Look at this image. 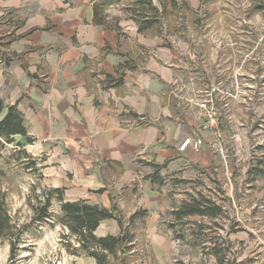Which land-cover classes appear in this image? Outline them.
I'll use <instances>...</instances> for the list:
<instances>
[{"label":"crops","instance_id":"obj_1","mask_svg":"<svg viewBox=\"0 0 264 264\" xmlns=\"http://www.w3.org/2000/svg\"><path fill=\"white\" fill-rule=\"evenodd\" d=\"M98 1L106 0H0V98L5 106L16 105L32 138L28 145L42 152L45 186L62 188L65 201L116 205L135 238H150L155 256L159 246L165 255L175 220L150 164H164L161 176L192 164L206 166L221 136L181 115L172 88L179 85V56L171 47L160 35L139 32L126 16L108 17L106 9L105 23H94ZM187 136L201 137L200 151L179 150ZM210 201L222 210L203 215L213 232L224 214L219 225L225 246H247L253 264H264V204L249 203L233 222V198ZM140 209L143 216L128 226L129 216ZM118 233L114 218L94 230L96 236ZM130 243L129 251L135 242ZM71 264L97 262L80 251Z\"/></svg>","mask_w":264,"mask_h":264},{"label":"rangeland","instance_id":"obj_2","mask_svg":"<svg viewBox=\"0 0 264 264\" xmlns=\"http://www.w3.org/2000/svg\"><path fill=\"white\" fill-rule=\"evenodd\" d=\"M153 1L159 15L153 16L157 23L146 33L155 35L158 30L164 44L179 56V85L172 88L181 103V115L200 124L202 104L208 102L218 116L221 133L208 165L190 164L191 168L169 171L162 175V183L155 178V184L170 213L191 197L233 198L235 222L249 203L260 200L264 204V0H174V8L172 0ZM105 2L110 18L118 14L130 18L140 8L139 0ZM13 138L12 142L0 138V184L8 212L21 233L19 241L0 238V264H71L78 241L58 221V200L51 199L50 218L34 219L32 205L40 206L37 198L50 189L42 180L43 154L30 142ZM252 169L262 172L255 174ZM141 171L150 173L147 168ZM219 223L214 233L208 217L184 216L173 224L169 253L162 255L159 246L160 254L155 256L150 238L137 234L134 248L121 258L125 264H253L249 247L233 244L227 248L223 242L219 248L225 256L220 262V254H214L211 246L215 238L224 239ZM117 255L111 257L112 264H121Z\"/></svg>","mask_w":264,"mask_h":264},{"label":"trees","instance_id":"obj_3","mask_svg":"<svg viewBox=\"0 0 264 264\" xmlns=\"http://www.w3.org/2000/svg\"><path fill=\"white\" fill-rule=\"evenodd\" d=\"M171 8L175 7V1L169 2ZM107 3L105 1H98L93 5V21L96 24L105 23L104 9ZM140 8L133 10L130 14L136 24L139 32H144L154 27L157 23L153 19V16L159 15L158 6L153 0H139ZM156 34L159 35L158 30ZM110 80V77L108 81ZM6 108L7 112L3 117H0V138L6 142H12L14 140L13 135L20 134L26 136L27 142H32V138L27 137V130L23 125V119L21 112L17 109L16 105H4L3 100L0 98V114L3 109ZM153 168L152 176L153 180L162 183V176L158 174V169L164 164H150ZM255 174H260L262 170L252 169ZM3 177V172L0 170V182ZM62 188H50L44 191L43 197L37 198V202L41 203L40 206L32 205L34 211V219L42 222L52 216L48 211L51 204L52 197L56 198L59 202V215L58 221L67 227L69 233L76 237L78 241L77 247L73 248L77 255L80 251L84 252L96 259L97 264H112L111 257H115L121 264H125L124 258H121V254L124 255L131 247V241L133 240V233L130 229L124 225V220L119 214V210L116 205L112 204L110 208H106L97 204H91L83 199L68 201L63 200ZM222 210L220 206L215 205L209 198H204L200 195V198L196 199L191 197L190 200L181 202L176 209L172 210L174 220H179L184 216L189 215H206L215 216L221 214ZM145 212L143 210H136L128 218V226L134 225V221L142 217ZM106 218H114L119 227L120 233L118 234H106L104 236H96L94 230L99 223ZM232 231H236L232 228ZM21 229L17 227L8 212L6 195L0 184V238L14 237L15 241H19ZM67 236V235H66ZM223 241H217L215 238V245L213 248L214 254L219 255L218 258H224L225 251L222 250L219 244ZM13 245V244H12ZM69 247V246H68ZM229 248V245H226ZM123 257V256H122Z\"/></svg>","mask_w":264,"mask_h":264},{"label":"built area","instance_id":"obj_4","mask_svg":"<svg viewBox=\"0 0 264 264\" xmlns=\"http://www.w3.org/2000/svg\"><path fill=\"white\" fill-rule=\"evenodd\" d=\"M202 121L200 123V129L205 131H214L217 137H220L218 116L213 109L209 107L208 102L202 104ZM191 146L195 151H200L202 146V139L199 136H187L185 137L180 146L179 150H183L185 147Z\"/></svg>","mask_w":264,"mask_h":264}]
</instances>
